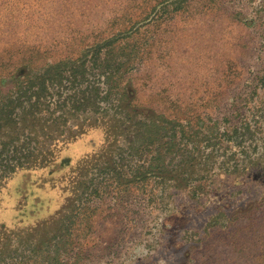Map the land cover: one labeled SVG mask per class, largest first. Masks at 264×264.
I'll return each mask as SVG.
<instances>
[{
	"label": "rangeland",
	"instance_id": "obj_1",
	"mask_svg": "<svg viewBox=\"0 0 264 264\" xmlns=\"http://www.w3.org/2000/svg\"><path fill=\"white\" fill-rule=\"evenodd\" d=\"M24 129L50 159L0 146V264H264V0H0Z\"/></svg>",
	"mask_w": 264,
	"mask_h": 264
},
{
	"label": "trees",
	"instance_id": "obj_2",
	"mask_svg": "<svg viewBox=\"0 0 264 264\" xmlns=\"http://www.w3.org/2000/svg\"><path fill=\"white\" fill-rule=\"evenodd\" d=\"M71 68H69V69H71L70 70V72H71L70 78H72V76L74 75V72H75V68H73V67H71ZM64 70H65L64 68H61V69H58L56 71V74L58 75V78L60 79V81L68 80V76H67V74H64ZM43 77H44V75H43ZM43 81H44V79L42 78V83H43ZM71 82H73V81H71ZM35 85H36L35 83H31L29 85V87H34ZM32 93H36V92L33 91ZM32 96H35V94H32ZM15 116H16V114L14 115V118L12 119V122H14L16 124L17 123L16 121L18 119H16ZM1 124H3V123H1ZM13 127H15V125L11 126V128H13ZM13 131H14L15 134H18V135H16L14 138H12V141L11 140L10 141L1 140V142H0L1 148L3 146L7 145V144H10V143H12L14 145L13 141H16V140H19L20 138H22V136H20V135H23L25 137L23 142H27V144L30 145V146H28L26 151L20 152L19 158L22 159V162H19V164H12V163L11 164H8V163L4 164L6 166H9V167H7L8 168V172H5V170H3V174L4 175H7V173H9V172H14L18 168L41 167V166H44V165H46L48 163V161L50 159L49 156H48V153L46 151L43 152V149L40 150V148H39L40 147V145H39L40 143L39 142H41V141L40 140H36V139H38L37 135H41V134H39V133H41L40 130L37 131L35 134H32L29 130H26V129H24L25 132L24 131L20 132L18 130H13ZM48 134L49 133H47V132L46 133L45 132L42 133L43 137H47ZM36 142H37V146H36ZM15 145L17 146V144H15ZM36 149H37V151H36ZM13 150H14V147L11 148V151H13ZM19 158H16V159H19ZM64 161H66V160H64Z\"/></svg>",
	"mask_w": 264,
	"mask_h": 264
}]
</instances>
